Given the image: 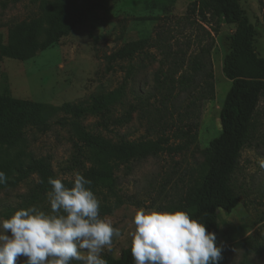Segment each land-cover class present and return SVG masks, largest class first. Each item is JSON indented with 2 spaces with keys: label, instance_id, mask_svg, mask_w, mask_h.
Returning <instances> with one entry per match:
<instances>
[{
  "label": "rangeland",
  "instance_id": "374dc122",
  "mask_svg": "<svg viewBox=\"0 0 264 264\" xmlns=\"http://www.w3.org/2000/svg\"><path fill=\"white\" fill-rule=\"evenodd\" d=\"M90 1L94 0H5V8L0 7V97L37 103L54 111L48 118L50 131L45 134L26 129L23 139L11 141L0 132V171L8 179L12 169L26 162L28 155L48 157L55 176L66 181L72 180L74 172L89 167L84 158L77 157L69 126L56 125V119L62 116L56 110L65 103L86 100L98 89L112 91L119 87L126 80L129 63L118 62L113 71L106 72L103 57L128 41L154 42L161 38L163 49L153 47L146 50L150 53L147 58L142 54L132 61L133 80L126 85L125 105H137L140 98L149 111L161 107L153 75L163 50H178L186 60L199 56L205 72L212 74L214 89L212 100L198 97L203 78L200 72L189 89L195 105L187 108L189 93H178L175 88L172 94L178 93L179 97L174 112L162 120V125L156 122L154 128L138 110L126 126L109 131L100 129L95 118L82 120L88 130L112 140L122 135L130 141L166 140L156 156L116 164L113 191L101 189L95 194L101 201V217L121 231V236L114 238L111 247L102 253L109 263L129 247L131 219L138 209L167 212L198 187L209 157V143L220 133L219 111L230 88L221 69L225 54L222 40L234 27L224 24L210 0H99L108 12L87 15L56 40L48 36L51 15H57L59 8L53 4L79 7ZM241 5L257 28L256 50L264 57V0H241ZM26 28L33 29L30 36L22 32ZM22 44L33 47L32 55L24 60L19 55L29 52H23ZM181 73L190 75L188 64ZM115 109V116H119L124 107ZM188 129L192 140L183 134ZM32 179L15 188L0 189V216L8 218L16 210L29 207L22 205L20 197L28 193ZM230 188L238 206L229 216L220 215L216 234L217 245L224 246L220 264H264V94L240 151ZM36 207L48 212L47 197ZM24 259L18 258L16 264H24Z\"/></svg>",
  "mask_w": 264,
  "mask_h": 264
},
{
  "label": "trees",
  "instance_id": "16d2710c",
  "mask_svg": "<svg viewBox=\"0 0 264 264\" xmlns=\"http://www.w3.org/2000/svg\"><path fill=\"white\" fill-rule=\"evenodd\" d=\"M16 2V0H12ZM218 9L224 24L233 25L234 31L223 38L222 45L225 51L222 61V73L230 82V88L225 95L219 111L220 133L209 143V157L205 164V171L200 178L198 187L184 202L173 207L167 212L185 211L192 219L202 222L208 232L219 231L220 215L229 216L238 206V199L230 188L231 178L237 166V160L243 145L247 141L251 121L257 111L259 101L264 94V57L256 50L259 33L251 22L248 13L241 5V0H210ZM5 0H0V7L5 8ZM58 6L57 15H51V30L48 36L58 39L81 23L87 15L96 11L108 12V7L99 0L88 2L84 6H67L65 4H53ZM27 36L33 33V29L26 28L22 31ZM161 47L162 39L154 42L150 40L128 41L117 51L103 57L105 71L114 70L118 62L129 63L126 72V80L112 91L98 89L86 100L77 103H65L56 112L62 116L56 119L58 126H69L75 138L73 146L76 148L77 157L84 158L89 167L80 171L86 179L92 181L91 189L97 194L101 189L113 191V168L116 164L139 161L150 156H156L166 144V140H133L126 136H117L115 140L103 137L99 133L88 130L82 123L87 117L97 119L98 126L104 131L113 127L126 126L132 114L137 110L142 117L150 122L149 127L154 128L156 122L162 125V120L173 113L178 93H189L191 83L201 72L202 81L199 83L198 97L205 101L212 100L214 89L212 74L205 72L206 66L199 56L186 60V55L178 50L166 53L162 52L159 67L154 73V90L161 96V107L158 111H149L140 98L137 105H125L126 85L133 80L131 69L132 61L150 54L148 49ZM23 52L20 60L28 58L33 53L31 44H22ZM16 58V55H14ZM190 68V75L181 73L184 65ZM164 67H166L164 69ZM177 76V79L174 77ZM177 88L179 92L172 94ZM188 107L195 105L193 93H189ZM194 98V100H193ZM127 106V108H126ZM116 107H124L119 116H115ZM44 106L29 102L0 97V132L7 135L11 141L24 138L26 129H33L41 134L50 131L51 123L48 118L50 113ZM185 111V113H188ZM193 114V111H190ZM155 116V117H154ZM158 125V124H157ZM190 129L187 133L188 139ZM57 178L48 157L35 158L28 155L26 162L12 169V175L6 185H0V189L15 188L20 183L30 181L28 193L22 199V205L36 206L47 197L50 186L48 178ZM66 187H71V181L62 180ZM108 264H133L129 247L122 250L119 257L112 259Z\"/></svg>",
  "mask_w": 264,
  "mask_h": 264
},
{
  "label": "clouds",
  "instance_id": "9594fccd",
  "mask_svg": "<svg viewBox=\"0 0 264 264\" xmlns=\"http://www.w3.org/2000/svg\"><path fill=\"white\" fill-rule=\"evenodd\" d=\"M7 180L0 171V185ZM47 184L48 212L29 206L0 216V264H16L20 257L24 264H108L102 253L121 231L101 217L92 181L76 171L71 187L60 178L49 177ZM131 226L133 264H220L223 258L215 233L185 211L140 208Z\"/></svg>",
  "mask_w": 264,
  "mask_h": 264
}]
</instances>
